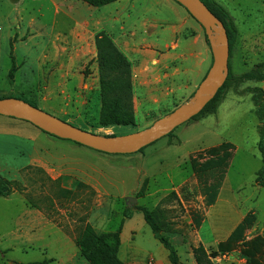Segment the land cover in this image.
<instances>
[{
    "label": "rangeland",
    "instance_id": "374dc122",
    "mask_svg": "<svg viewBox=\"0 0 264 264\" xmlns=\"http://www.w3.org/2000/svg\"><path fill=\"white\" fill-rule=\"evenodd\" d=\"M57 1L77 9L87 4L82 0ZM216 1L229 12L237 28L232 47L221 44L229 49L225 79L219 87L222 92L214 113L200 120L188 119L175 129L174 137L165 135L143 151L110 154L61 140L27 120L0 115V143H4L0 145V175L15 181L10 195H0V264L43 260H49L48 264H91L76 244L84 225L90 223L99 233L115 232L125 209L136 205L150 209L162 205L163 233L177 246L183 264H196L192 246L199 242L209 250L216 249L217 240L250 210L257 213V220L247 230V237L264 234V187L256 182L263 166L258 142L264 112L259 114L255 103L258 97L264 107V93L257 90H264V80L241 77L264 61V0ZM50 2L0 0V97L23 98L88 131L124 135L146 130L159 118L192 104L197 88L213 68L214 56L206 40V51L200 49L199 64L194 62L192 71L183 58L166 50L154 51L143 41L133 40L129 48L125 37L124 45L122 41V46L116 44L132 65L134 116L124 124L104 125L95 35L103 29L112 37L113 23L107 24L109 32L102 26L86 25L87 16L75 17L68 24L62 17L63 21L52 27ZM61 11L67 13L60 7L56 13ZM16 33L17 70L11 81L10 41ZM33 139L35 162L30 161ZM224 141L234 143L233 156L222 194L208 206L190 158ZM63 155L67 156L66 168L60 167ZM79 161L93 164L103 174L78 165ZM75 167L89 173L94 184L80 177L84 172ZM145 178L148 183L139 196ZM172 190L178 192L179 199L161 202ZM129 196L137 200L130 203ZM199 215L200 226L195 221ZM125 222L119 252L122 259L129 255L134 264H155L164 257L171 264L168 249L154 236L142 212H135ZM214 261L249 264L240 249L219 254Z\"/></svg>",
    "mask_w": 264,
    "mask_h": 264
},
{
    "label": "trees",
    "instance_id": "16d2710c",
    "mask_svg": "<svg viewBox=\"0 0 264 264\" xmlns=\"http://www.w3.org/2000/svg\"><path fill=\"white\" fill-rule=\"evenodd\" d=\"M82 1L88 3L89 5L100 7L117 0ZM202 1L223 23L228 36L229 44L232 47L235 42L237 28L231 15L216 0ZM178 3L181 4L180 2ZM16 38L17 33L10 41V56L13 60L12 67L9 71V78L11 81L14 80L15 72L17 70V64L13 51ZM205 39L208 43L210 42L207 34H205ZM95 44L97 49L99 80L102 89L101 122L104 125H109L124 124L132 121L134 116V83L131 62L106 31L102 30L95 35ZM241 77L248 80H264V61L261 63L259 68L247 71ZM257 90L264 93V90L260 87H258ZM221 92L222 88H220L215 97L211 99L205 107L191 119L200 120L201 118L214 113L216 111L214 104ZM255 103L258 105L257 112L259 114H263L264 107L259 105L260 100L258 97L256 98ZM175 129L167 134L169 138L175 136ZM80 145L84 146L83 144ZM146 147H143L139 151H143ZM234 147L235 145L231 141H224L218 145L205 148L203 152H200L195 156H191L190 158L192 170L198 179V185L204 195L205 203L208 206L214 204L218 198L220 189L231 163L230 161L233 156ZM258 148L262 155L263 166L257 172L256 182L264 187V120L262 136L258 142ZM60 179L61 177L56 180ZM14 183L15 181L9 180L0 175V195H10L13 192ZM147 183L148 178H145L140 188L139 196L143 195ZM171 198L179 199L178 192L172 190L161 200V202ZM161 206L162 205H158L155 209H150L147 206L142 205H136L133 208L127 207L124 211V217L121 220L120 226L115 232L99 233L90 223H86L76 238V244L81 254L91 264H128L119 255L122 242L121 233L126 219L132 218L135 212H142L144 219L150 225L154 236L165 246V248L168 249V257L171 264H183L181 262L177 246L172 241L170 236L163 233L164 224H166V222L162 218L165 214ZM256 220L257 213L254 210H250L244 215L229 236L218 242L216 249L209 250L202 242L198 245H193L192 252L196 264H216L214 258H216L219 254H226L236 249H240L241 253L246 257L247 263L264 264V234H259L252 238L247 237V230L253 227ZM195 221L196 224L200 226L202 223V216H196ZM48 263L49 260H43L35 261L30 264Z\"/></svg>",
    "mask_w": 264,
    "mask_h": 264
},
{
    "label": "crops",
    "instance_id": "0c3cea01",
    "mask_svg": "<svg viewBox=\"0 0 264 264\" xmlns=\"http://www.w3.org/2000/svg\"><path fill=\"white\" fill-rule=\"evenodd\" d=\"M50 1L54 16L52 20L53 21L52 27H55V25L58 22L59 23L62 22L64 18L67 19L68 21L67 24H68L75 17H82V16H87L88 18V20H85L86 25L89 24V25L102 26L105 29H107V24L109 22H112L113 24H110V26L114 28V31H112V33L116 35L112 34L109 29L107 30L110 32L114 41L119 46H122L121 41L122 42L125 41L126 40L125 37L128 38L126 42L128 43L129 48H131L130 45H132L133 42L143 41L146 43V45L153 46L152 50L154 51L166 50L167 52H172V55L175 54L174 56L176 58H183L188 62L189 65L192 66V68H190L192 69V71L194 70L193 67L194 62L196 64H199L200 49L203 48L206 51V47H205L206 39L204 36L203 28L201 27L198 21H196L197 24L194 23L195 19L193 18L191 13H189V11L185 6L179 4L176 0H117L100 7L89 5L87 3L85 8L82 9H77V7L74 5H68V4L60 5V3L57 0L56 2L54 0H50ZM59 7L60 9L61 8L65 9L67 13L61 11L60 13L58 12L57 14L56 10ZM84 10H86V12L80 15L79 13H81ZM101 10H103V14ZM99 12H101L100 15H98ZM105 14L108 15V18L103 16ZM121 35L124 37L121 38ZM124 44L125 43L123 42V45ZM61 140H65V139H61ZM31 142L32 145L31 144L29 145L31 148L30 161L35 162V140L33 139ZM3 144L4 143L2 142L0 143V145ZM82 150L84 149L82 148ZM79 151H81L80 148ZM96 155L99 156L98 154ZM66 158L67 156L63 155L62 165L60 166L61 168L67 167L65 164L68 163L66 161ZM83 164L84 162L82 161L78 162V165L83 166ZM84 165H87L89 167L91 166L95 170H98L100 174H103L101 170L95 168L94 165L91 163H86ZM75 169L77 171L78 170L82 171L77 167H75ZM79 176L82 177L85 181L94 184L93 178L86 171L83 173V175L81 174ZM220 194L221 191L219 193L218 200L220 198ZM208 213L209 211L207 212V215ZM205 221L206 220H204L203 224L205 223ZM125 228H126V222L124 223L123 230L121 233L122 242L120 249L124 244ZM232 230H229L228 234L224 236L222 240L226 239L229 236V234L232 232ZM131 231L133 232L134 230ZM220 240L218 239L217 243ZM123 260L126 261L128 264H134L132 262L134 261V259L129 257V255H127L126 259ZM166 262H167L166 258L162 257L160 260H156L155 264H167Z\"/></svg>",
    "mask_w": 264,
    "mask_h": 264
},
{
    "label": "water",
    "instance_id": "95a60500",
    "mask_svg": "<svg viewBox=\"0 0 264 264\" xmlns=\"http://www.w3.org/2000/svg\"><path fill=\"white\" fill-rule=\"evenodd\" d=\"M191 15L205 28L214 56L211 72L200 83L195 92L192 104L179 107L169 116L159 118L152 127L124 135H102L78 127L65 121L36 105L19 97L0 98V115L15 117L31 122L40 129L62 139H69L84 146L110 154H131L138 152L158 139L164 137L176 127L198 114L215 96L225 79L226 67L229 60V49L221 44H229L223 23L213 14L202 0H177ZM200 6L204 12H201ZM220 25L223 35L215 36L213 28ZM135 197H128V201H136Z\"/></svg>",
    "mask_w": 264,
    "mask_h": 264
},
{
    "label": "bare ground",
    "instance_id": "6f19581e",
    "mask_svg": "<svg viewBox=\"0 0 264 264\" xmlns=\"http://www.w3.org/2000/svg\"><path fill=\"white\" fill-rule=\"evenodd\" d=\"M200 9H201V12H204V9L202 6H200ZM213 31H214V34L215 36L218 38L219 36L223 35V28L220 26V25H216L214 28H213ZM222 194V193H221ZM222 202V201H221ZM213 215V213H212ZM222 215V214H221ZM225 215V214H224ZM221 218V217H220ZM215 221V220H214ZM218 221H224V220H218ZM226 221V220H225ZM215 223V222H214ZM221 223V222H219ZM226 224V223H225ZM220 225V224H219ZM215 226V224H214ZM218 226V225H217ZM215 228H219V227H215ZM214 229V228H213ZM227 230V229H226ZM215 232V231H214ZM222 233V232H221ZM215 234V233H214ZM219 234V232L217 233Z\"/></svg>",
    "mask_w": 264,
    "mask_h": 264
}]
</instances>
